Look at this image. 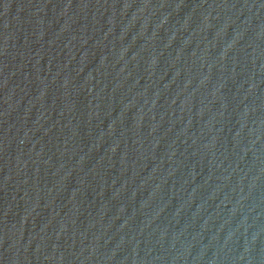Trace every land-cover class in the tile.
<instances>
[{
	"label": "water",
	"instance_id": "95a60500",
	"mask_svg": "<svg viewBox=\"0 0 264 264\" xmlns=\"http://www.w3.org/2000/svg\"><path fill=\"white\" fill-rule=\"evenodd\" d=\"M0 264H264V0H49Z\"/></svg>",
	"mask_w": 264,
	"mask_h": 264
}]
</instances>
